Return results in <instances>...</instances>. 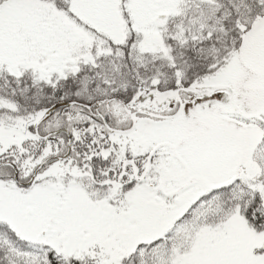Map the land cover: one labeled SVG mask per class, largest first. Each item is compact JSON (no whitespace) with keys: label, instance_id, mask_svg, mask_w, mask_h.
Returning <instances> with one entry per match:
<instances>
[{"label":"snow or ice","instance_id":"obj_1","mask_svg":"<svg viewBox=\"0 0 264 264\" xmlns=\"http://www.w3.org/2000/svg\"><path fill=\"white\" fill-rule=\"evenodd\" d=\"M0 264H264V0H0Z\"/></svg>","mask_w":264,"mask_h":264}]
</instances>
